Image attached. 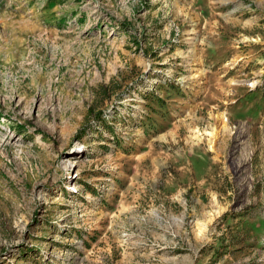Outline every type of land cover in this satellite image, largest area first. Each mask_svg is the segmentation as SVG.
<instances>
[{"label": "rangeland", "instance_id": "1", "mask_svg": "<svg viewBox=\"0 0 264 264\" xmlns=\"http://www.w3.org/2000/svg\"><path fill=\"white\" fill-rule=\"evenodd\" d=\"M0 264H264V0H0Z\"/></svg>", "mask_w": 264, "mask_h": 264}, {"label": "bare ground", "instance_id": "2", "mask_svg": "<svg viewBox=\"0 0 264 264\" xmlns=\"http://www.w3.org/2000/svg\"><path fill=\"white\" fill-rule=\"evenodd\" d=\"M210 135H211V136H210V137H211V138H210V147H211V148H214V146H215V144H216V140H217V139H216V138H217V136H216L217 133H216V132H214V133L212 132Z\"/></svg>", "mask_w": 264, "mask_h": 264}]
</instances>
